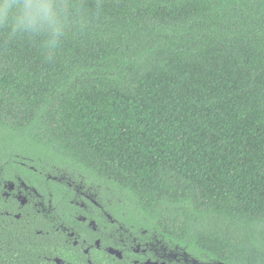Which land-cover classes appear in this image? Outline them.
<instances>
[{
  "label": "trees",
  "instance_id": "trees-1",
  "mask_svg": "<svg viewBox=\"0 0 264 264\" xmlns=\"http://www.w3.org/2000/svg\"><path fill=\"white\" fill-rule=\"evenodd\" d=\"M55 3L56 37L0 24L9 150L196 256L264 264V0Z\"/></svg>",
  "mask_w": 264,
  "mask_h": 264
},
{
  "label": "flooded vegetation",
  "instance_id": "flooded-vegetation-1",
  "mask_svg": "<svg viewBox=\"0 0 264 264\" xmlns=\"http://www.w3.org/2000/svg\"><path fill=\"white\" fill-rule=\"evenodd\" d=\"M82 179L39 167L0 137V258L22 256L27 264H224L128 224L113 199Z\"/></svg>",
  "mask_w": 264,
  "mask_h": 264
},
{
  "label": "clouds",
  "instance_id": "clouds-1",
  "mask_svg": "<svg viewBox=\"0 0 264 264\" xmlns=\"http://www.w3.org/2000/svg\"><path fill=\"white\" fill-rule=\"evenodd\" d=\"M11 22L13 31H38L42 26L60 34L55 0H0V24Z\"/></svg>",
  "mask_w": 264,
  "mask_h": 264
}]
</instances>
